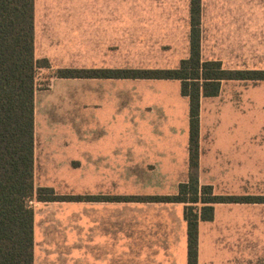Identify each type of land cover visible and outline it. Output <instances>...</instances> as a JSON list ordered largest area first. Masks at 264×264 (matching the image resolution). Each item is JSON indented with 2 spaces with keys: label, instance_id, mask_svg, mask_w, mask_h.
<instances>
[{
  "label": "crops",
  "instance_id": "1",
  "mask_svg": "<svg viewBox=\"0 0 264 264\" xmlns=\"http://www.w3.org/2000/svg\"><path fill=\"white\" fill-rule=\"evenodd\" d=\"M86 7L89 10L83 11L82 2L75 0H49L46 4L33 0L34 57L48 61L47 66L40 67L50 71L51 79L50 97L43 100L34 91V187L91 197L33 199V264H187L184 203L126 201L117 218L115 201L108 197L115 194V168L129 169L116 173L129 177L127 195L175 193L178 183L186 178L188 127L187 131L171 127L172 118L166 116L159 120H166L169 127L155 129L146 121L129 127V119L123 116L125 127L121 123L118 126L113 77L56 76L58 68L81 69L83 64L75 57L81 59L92 50L98 54L107 44L108 34L102 32V24L95 27L92 44L84 37L83 19L88 20V16L99 24L109 18L111 22L112 3L97 1ZM131 8L133 5L125 6L127 12ZM138 8L146 20L161 14L157 5ZM202 16L201 4L200 50L204 40ZM145 27L149 31L150 23ZM145 90L147 101L160 93ZM54 92L57 96L52 95ZM40 97L51 113L37 128L36 101ZM56 106L60 110L53 113ZM225 204L229 203L214 204L213 218L198 223L197 264H264V226L219 223L218 208Z\"/></svg>",
  "mask_w": 264,
  "mask_h": 264
},
{
  "label": "rangeland",
  "instance_id": "2",
  "mask_svg": "<svg viewBox=\"0 0 264 264\" xmlns=\"http://www.w3.org/2000/svg\"><path fill=\"white\" fill-rule=\"evenodd\" d=\"M38 1L46 4L49 0ZM75 1L82 2L83 11L97 1L113 5L111 22L109 18L99 24L88 16L89 22L83 19V35L90 38L91 44L95 27L101 24L108 41L98 54L92 50L81 59L75 57L74 60L82 62V68H174L188 55L189 0ZM201 4L202 59H218L227 68L264 69V24H260L264 22V0H201ZM127 5H133L130 12L125 9ZM138 5H157L161 14L146 20ZM175 7L176 12L173 11ZM244 19L246 22L242 23ZM147 22L150 23L149 31L145 27ZM49 73L41 67L35 70V89L43 100L50 97ZM113 87L114 117L118 126L125 127L123 116L129 119V127H137L144 121L155 129L169 127L166 120L164 123L159 120L166 116L172 118L171 127H184L187 131L188 104L179 94V81L114 78ZM148 88L160 91L151 101L145 100L143 95ZM52 95L57 96L55 92ZM42 103L41 97L38 98L37 128L41 127L40 120L51 113ZM59 110L56 106L53 113ZM198 135L201 183H211L218 193L264 195V80L221 82L216 96L201 99ZM119 170L129 169L115 168L114 195H127L129 177L117 176ZM125 202L115 201L117 218L125 210ZM35 204L33 201L31 207ZM220 207L219 223L264 226V203H229Z\"/></svg>",
  "mask_w": 264,
  "mask_h": 264
},
{
  "label": "trees",
  "instance_id": "3",
  "mask_svg": "<svg viewBox=\"0 0 264 264\" xmlns=\"http://www.w3.org/2000/svg\"><path fill=\"white\" fill-rule=\"evenodd\" d=\"M201 0H189V52L174 68H58V77L174 79L188 104L186 178L172 194L113 195L114 201L182 202L187 264H197V226L213 218L216 203H264V195L215 192L200 184L199 111L227 80H264V69L227 68L200 54ZM33 0H0V264H33V208L27 200H80L89 195L57 194L34 187L35 70Z\"/></svg>",
  "mask_w": 264,
  "mask_h": 264
},
{
  "label": "built area",
  "instance_id": "4",
  "mask_svg": "<svg viewBox=\"0 0 264 264\" xmlns=\"http://www.w3.org/2000/svg\"><path fill=\"white\" fill-rule=\"evenodd\" d=\"M27 202H28V205L31 206L33 204V198L32 199H28Z\"/></svg>",
  "mask_w": 264,
  "mask_h": 264
}]
</instances>
